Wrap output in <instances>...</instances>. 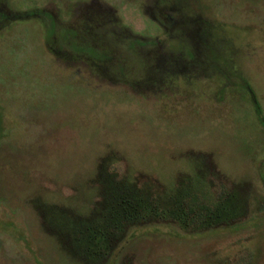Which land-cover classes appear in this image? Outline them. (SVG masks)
Returning <instances> with one entry per match:
<instances>
[{"label": "rangeland", "instance_id": "rangeland-1", "mask_svg": "<svg viewBox=\"0 0 264 264\" xmlns=\"http://www.w3.org/2000/svg\"><path fill=\"white\" fill-rule=\"evenodd\" d=\"M0 264H264V0H0Z\"/></svg>", "mask_w": 264, "mask_h": 264}, {"label": "trees", "instance_id": "trees-1", "mask_svg": "<svg viewBox=\"0 0 264 264\" xmlns=\"http://www.w3.org/2000/svg\"><path fill=\"white\" fill-rule=\"evenodd\" d=\"M217 208L216 206H210L209 204L202 203L199 197L195 194L189 195V198L186 203V213L189 216V221L191 224H203V223H211V222H220L224 221L226 218L224 217V212L220 213V215L217 217H213L214 215V210ZM134 211V209L132 208ZM128 213L127 208L123 209V214ZM148 215L145 213L143 216ZM95 223L90 220L87 223H79L76 224L77 227H74L76 231H83L85 229L84 235L81 236V239L78 240L77 236L75 237V244L78 247H82L81 249L83 250L84 254L87 256V258H95L97 259L101 258V255L103 254L104 246L106 244V237L105 234H103L102 231H97L95 227L93 226ZM97 225H102L100 223V220H98ZM103 226V225H102ZM82 229V230H81ZM81 241V242H80ZM87 242L88 246L85 249L83 248V243Z\"/></svg>", "mask_w": 264, "mask_h": 264}, {"label": "flooded vegetation", "instance_id": "flooded-vegetation-1", "mask_svg": "<svg viewBox=\"0 0 264 264\" xmlns=\"http://www.w3.org/2000/svg\"><path fill=\"white\" fill-rule=\"evenodd\" d=\"M7 15H11V13L7 14ZM133 45V43H131ZM130 47V46H129ZM106 58V55L104 56ZM112 59V58H111ZM113 60V59H112ZM115 62V64L117 65L118 68H122V64L120 63V58L117 57L116 59L113 60Z\"/></svg>", "mask_w": 264, "mask_h": 264}]
</instances>
